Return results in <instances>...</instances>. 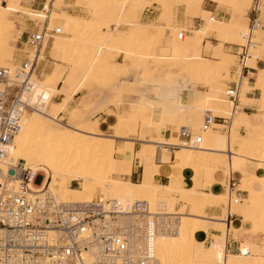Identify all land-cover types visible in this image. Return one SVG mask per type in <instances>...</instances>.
<instances>
[{"label":"bare ground","instance_id":"bare-ground-1","mask_svg":"<svg viewBox=\"0 0 264 264\" xmlns=\"http://www.w3.org/2000/svg\"><path fill=\"white\" fill-rule=\"evenodd\" d=\"M130 1L159 4L164 11L161 21H164L174 4H185L187 12L191 15H203L205 12L201 10L202 0H106L105 5L98 4L100 10L97 11H100L102 19L96 20L92 17L82 19L65 15L61 13L59 6L56 7L58 12L51 11L50 2H47L42 10L34 11L22 7L18 0H4L6 5H0V67L10 65L14 44L21 35L17 30L19 24L15 23L12 17L23 15L28 21L37 24L44 18L60 20L64 22L62 31L58 28L60 34L66 33L70 37L53 35L50 55L56 56L57 60L60 59L63 65L74 66L66 73L65 83H76L81 77L80 74L85 75V78L92 76V79L93 76L100 74L108 78L124 72L138 61L150 59L153 60L152 63L162 64L161 68L159 65L157 69L149 68L145 72L150 81L161 84L158 86L162 92L159 91L161 93L159 103L162 107L173 104L176 110L165 116L164 110L162 114L154 113L148 104L128 103L126 111L118 108L116 112H108L113 118V123L108 125V131L113 132L112 136L104 135L102 132L104 130L100 129V122L84 117V113L77 108L69 113V123L62 124L57 115L66 108V99L61 103H54L52 98L58 94L63 95L57 85L62 82L65 72L62 66L55 65L53 71L43 79L32 75L33 87L29 99L32 110L21 118L17 134L6 146L7 158L14 163H20L34 175L42 177L39 183L26 184L30 192H39L47 186L48 190L62 201L86 202L98 190L99 196L116 198L121 203L145 202L151 212L160 210L165 214L176 215L177 224L174 231L155 237L153 250L156 264H264V254H250L247 242H241L237 255H225L226 234L232 231L234 238L235 228L230 222L227 229L223 215L221 220H217L205 213L207 207L225 205L226 193L220 192L222 187L224 192L227 190L225 178L231 173H239L241 178L237 188L247 191L250 197L242 199L240 203H231L229 212L241 217L242 223L247 224L248 228H242L243 230L250 235L261 234L264 237V195L261 192L264 185V137L257 141L248 135L250 130L262 129V125L250 119L247 122L242 112L244 106L254 102L244 94L250 90H258L260 97L256 101L259 108L257 117H264V70H258L252 87L247 86L244 78H237L239 105L235 108L231 105V112L225 110L226 108H207L210 99L215 101L223 96V99L228 101L224 92L226 85L222 81L221 84L220 80L229 78V67L236 56L227 53L223 44L242 46L246 43L249 38L246 19L217 20L205 12L201 25L190 29L189 36L177 40L176 34L180 30L173 28L175 39L173 38L174 41L166 46L160 45L165 30L162 24H126L124 26L129 28L128 33L121 32L118 37L109 33L106 34V38L100 36L105 38L103 47L96 45L98 42L92 43L94 39L91 42L90 37H88L90 40L78 37L81 36V32L89 33L91 29H98L101 26L100 22L103 24L114 19L115 25H118L119 16L127 4L130 8L136 9ZM250 2L251 0H233L232 4L238 11H245ZM137 11L140 16V10ZM94 31L96 34L97 31ZM255 33L263 37L260 32ZM11 34L15 36L11 37ZM82 34L87 36L85 33ZM208 36L218 38L215 45L205 43L204 49L212 60L202 58L198 53L202 39ZM99 40L101 41V38ZM260 40L264 43L263 39ZM45 45L43 44L40 50L41 60L44 59L42 53ZM119 51L128 61L127 65L111 62V53ZM243 63L254 66L248 57L243 59ZM169 66L171 71L177 73L183 70L192 72L190 80L196 90H188L186 104L180 101L182 84L175 83L176 81H173L175 78H172L171 84L174 88L170 89L163 79L167 76H164V67ZM167 71L169 72V69ZM199 96L201 98L198 103L191 104L193 98ZM86 99L81 100L84 109L88 108ZM237 107V112L233 113ZM206 112L211 117H230L229 132L226 136L220 133L222 126L219 124L211 123L210 126L216 130L200 129ZM211 113L217 116H212ZM188 124L201 136L198 145L188 146L179 142L172 129L170 138H163L166 126L186 127ZM239 127L244 128L245 136L238 134ZM115 139H121V144L116 146ZM133 141L139 142L135 151ZM167 146L177 148L172 152L173 161L170 163L165 148ZM133 161L143 170L142 182L138 184L131 183L129 178L125 179L123 176ZM248 166H252V172L247 169ZM155 174L166 176L168 183L166 185L154 183L152 176ZM112 175H116L117 178L112 179ZM71 181H76L79 188H70ZM16 185L17 183L14 184L15 187ZM178 203L181 204L180 212L174 213L172 209ZM209 230L219 232L220 237L214 236L210 246L206 248L202 240ZM262 243L264 244V239Z\"/></svg>","mask_w":264,"mask_h":264},{"label":"built area","instance_id":"built-area-1","mask_svg":"<svg viewBox=\"0 0 264 264\" xmlns=\"http://www.w3.org/2000/svg\"><path fill=\"white\" fill-rule=\"evenodd\" d=\"M259 1L251 0L248 9L249 38L242 46L233 45L237 60L230 70L232 78L241 79L248 68L243 59L255 47L252 33L264 32L257 17ZM182 33L183 30L178 31L177 40L183 37ZM57 34L58 28L48 29V19L44 18L40 28L34 26L24 33L26 51H22V59L0 67V264H156L155 237L174 231L176 215L151 212L145 202L121 203L99 195L86 202H66L47 186L30 192L26 184L39 183L42 177L6 156V146L17 134L21 118L32 110V75L44 62L39 59L40 50ZM225 85V97L235 108L239 105L237 83L232 80ZM206 113L201 130H216L210 126L215 123L222 126V133L228 134L230 117H211ZM177 140L196 146L201 136L188 127H179ZM230 176L225 178V224L235 216L230 214L229 205L240 203L243 193Z\"/></svg>","mask_w":264,"mask_h":264},{"label":"rangeland","instance_id":"rangeland-1","mask_svg":"<svg viewBox=\"0 0 264 264\" xmlns=\"http://www.w3.org/2000/svg\"><path fill=\"white\" fill-rule=\"evenodd\" d=\"M25 1H29V3H25ZM34 1L35 0H18V3L22 7L28 8L30 10H34V11L40 10V6H39V8L37 10V9L34 8V6L30 5ZM38 1H42V3H43V0H38ZM45 1H44V3H45ZM50 1L48 0V2H50L51 6H52V8L50 10L58 12V9L56 8L57 7L56 5H59L60 3L58 1H56V0H50ZM94 1L95 0H91V2H90V0H75L74 1L75 7L79 8L81 10V12L79 14L78 13H69V12H67L66 11L67 6H65L64 4H62V5L60 4L59 7H60L61 13L65 14V15H70V16L77 17V18H82V19L83 18H91L92 17V18H94L96 20H101L102 19V15L101 14L99 15L100 11H97V10H100V7H99L98 4H100V3L102 4L103 3L105 5L106 3H104V2H106V0L105 1L104 0H96L95 2ZM94 3H95V5H94ZM130 3L134 4L136 6L137 10H140V14H141L142 10L145 7H149V6L152 5L151 3H147V4L143 3V4H141V3H134V2H131V1H130ZM153 4H155V3H153ZM0 5H2V6L6 5L4 0H0ZM156 5L159 8V17L156 20V22H157L156 24H162V25L165 26V30H167V29L170 30L171 41L172 40L174 41V39H175V36H174V34H175L174 32L175 31H173V28H171V24L173 23V19H174V14H173V8L174 7L182 6L184 8L185 15L187 17L191 18L193 16H199L201 18V21H202V17L204 16V13H205V12H203V15H191V13L187 12L188 10H187V6L185 4H179V5L178 4H176V5L174 4L173 7L171 8L170 12L168 13V15H166V17H165L166 19L164 18V21H161V15L164 14L163 13L164 11H163L162 6H160L159 4H156ZM231 7H232V9L234 10V12L236 14L240 13V12H238V9L236 8V6H233V4H232ZM63 11H65V12H63ZM94 15H96V16H94ZM139 17L138 18H133L132 16L127 17V15L125 13V10H124L121 13V15L119 16V24L118 25H115V22H114L115 20L114 19H111L110 21L108 20V22H104L103 21L104 22L103 24H102V22H100L101 26L98 29H91V30H89V33H87V32H81L80 33L79 32L81 36H78L79 34L77 36L79 38L80 37L84 38L85 40H90L91 39L90 40L91 42L94 39L93 40L94 42H92V43L96 44L98 42L99 44L97 43L96 45H99V46L103 47L104 46L103 41L106 38V36L108 35V33L113 35V36H115V37H118L119 33H121V32L128 33L129 28L124 26V25H126V24H142V23L139 22ZM11 19L15 23L19 24L17 26V30L21 33L20 38L14 44V50H13L12 60H11V63H13V62H16V61L22 59V57H23L22 51H26V47L23 44L24 43V39H25L24 33L33 30L34 26H37L38 28H40L41 23L37 24L36 22L28 21V19L25 16H23V15H17V16L12 17ZM62 26L64 27V22H62L60 20H48V29L59 28L61 30V28L63 29ZM94 30H96L98 33L96 32V34H95ZM178 30L181 31L182 29H178ZM82 33H85L87 36H85ZM102 33H104V34H102ZM252 34L254 35L252 37L253 39H255V40L263 39L264 40V36L260 37L255 32H253ZM10 36L14 37L15 35L11 34ZM54 36L70 37L69 34H66V33H62L60 35H54ZM54 36L52 37V40H50L45 45L44 53H42V56L44 57L43 60L45 62H43L42 65L39 66V68L35 72V75L38 78L43 79L44 76L49 75L53 71L55 65H60V66H62V69H64L65 74H64L63 80H62V82L60 84L57 85L58 89L60 90V92L62 91L61 93L63 95L58 94L57 96L52 98V101L54 103H61V102H63V99L64 100L66 99V102H67V104L65 106L66 108L64 110H62L57 115V119H59L60 123H62V124L69 123V113L71 112V110L76 109V108L81 110V113H84L83 114L84 117L89 118L91 121H98V122L101 121V117H98L99 113L100 114L103 113L106 116V115H109V113L112 112V111L116 112L118 110V108H120V110L126 111L127 108H128V103H134V102H136V104H143V105H145V104L147 105L148 104L150 109L154 113H157V114H160V113L162 114V111L164 110L163 114L165 116H167V113L168 114H170V113L172 114V112L176 110V108H175V106L173 104L170 105V106H167L169 104L165 105V107H166V109H165V107L163 106L164 107L163 108L161 106V104L159 103L160 102L161 93H162L160 91V88H159L161 86V84H158L157 82H154V81H150V79H148L146 77L145 72L149 68L150 69H153V68L157 69V66H159L160 64L158 65L157 63H154V62H153L154 63L153 64L151 62L153 60H150V59H148V60L144 59V61H138V62L134 63L130 68L125 70L124 72H122L120 74L119 73L113 74V75H111L108 78H107V76L105 77L103 74H100V75H98L96 77L93 76V79H92V76H86V78H85V75L82 76L80 74L81 77H80V79L77 80L76 83H68V84L65 83L66 73L71 71V69L74 68V66L63 65L61 63L60 59L57 60V59H55L56 56L54 57V56L50 55V50H51V47H52V42L54 41ZM100 36H104L105 38L104 37H100ZM88 37H90V39ZM213 37L216 40H218V38L216 36H213ZM99 38H101V41L99 40ZM260 42H261V40H260ZM228 44H232V43H228ZM233 45H237V44H233ZM158 47L156 48L157 50H158ZM201 48L202 47H200L198 51H201ZM204 48H205V45L203 47V50H204V52L206 54H209L208 52H206V50ZM92 49L93 48H91V50ZM157 50L155 51V53H157ZM198 53L200 55V52H198ZM248 53H250V55L252 56L251 60H252V62H254V59L258 57V53H256L255 51H251V50L248 51ZM111 55H112L111 56V62H114V63L120 62V63H124L126 65L128 64V61L125 60V56H123L121 51L112 52ZM230 55H232V54H230ZM209 56H210V54H209ZM47 57H48V59H47ZM200 57L206 58V57H203L201 55H200ZM206 59L212 60L211 56L206 58ZM236 60H237V57L234 58V60H233V64L234 65L236 64ZM233 64H232L231 67H229V70L232 69V67L234 66ZM246 66H250V65L246 64ZM161 67H162V64L159 66V68H161ZM168 69H169V72L167 71ZM170 69H171L170 66H169V68L168 67L167 68L164 67V76L165 75H167V76H165L163 78L164 80H166V83L168 84L167 86H169L170 89L174 88V86L171 83L173 81L174 82L176 81L175 83L178 82L179 84L180 83L182 84L180 86V90L181 91L184 88L186 89V86H188L191 91H195L196 90V87L193 86V84H192V82L190 80V79H192L191 78V76H192L191 73L192 72L190 70H189V72L183 70V72L182 71H178V73H177L175 71H171ZM101 75H102V77H100ZM94 77L96 79H94ZM172 78H175V80L172 81ZM168 79H169V82H167ZM232 79L237 83V79H234L231 76H229V78L227 80H220V83L222 81V83L225 84L226 82H229V80L232 81ZM150 83H151V85H150ZM152 85L155 86V87H153ZM171 86H172V88H171ZM156 90H158V91L156 92ZM224 90H225V88H224ZM171 92H173V90ZM67 95H69V96H67ZM220 95H223V94H220ZM200 98H201V96H199L197 98H193V102H191V104H197L198 103L197 101H199ZM223 98L224 97L221 96L220 98H217L215 101L210 99L208 101L209 104L207 103V108H219V109H225L226 108L225 110H227L228 112H231V110H230L231 109V104L228 101L224 100ZM83 99H84V101H85V99H86V101H88V108L87 109L86 108L84 109L82 107L83 101H81V100H83ZM180 101H181V99H180ZM186 102H188V100H186ZM186 102H182L181 101V103H183V104H186ZM237 109H238V107L233 111V113L237 112ZM211 114H212V116H217V115H213V113H211ZM231 126H232V124H231ZM166 127L171 128L175 132V135H176V138H177V130H178L179 127L178 126H171V127L170 126H166ZM186 127H189L192 131L197 132V130L194 129L189 124L186 125ZM238 129H237V131H238ZM243 130H244V128H243ZM219 131H220L221 134L226 136V134L222 133L221 130H219ZM149 134L152 135V132H150ZM104 135L112 136L113 132L112 131H106L104 133ZM241 135L245 136L246 135V131L244 130V134H241ZM119 141H122V140H119ZM120 144H121V142L120 143H115L116 146L120 145ZM114 157H117V156L114 155ZM116 178H117L116 175H112V179H116ZM167 183H168V181H167ZM166 184H162V185H166ZM71 188H79V186H78L76 181L74 183H72ZM206 191L207 190H202V192H206ZM242 191H245V190H242ZM245 192H247V191H245ZM221 193L225 194L226 191L225 192L222 191ZM98 194H99L98 190H96V192L94 193L92 198L97 197ZM247 194H248V196L245 199H248L250 197V194L248 192H247ZM180 208H181V204L180 203L175 204L173 209H172V211L174 213H178V212H180ZM211 208L220 209V212H221L220 216L221 215L224 216V214H225L224 213V208H225L224 204H222V205L220 204L219 206H216V207H207L206 209H211ZM206 209H205V213L208 215V213L206 212ZM187 210H188V207L185 208V212H187ZM223 216H221V217H223ZM213 238H214V236L212 237V239ZM205 247L207 248L208 246H205Z\"/></svg>","mask_w":264,"mask_h":264},{"label":"crops","instance_id":"crops-1","mask_svg":"<svg viewBox=\"0 0 264 264\" xmlns=\"http://www.w3.org/2000/svg\"><path fill=\"white\" fill-rule=\"evenodd\" d=\"M58 1L61 5L64 4L65 6H67L66 11L69 13H80L81 10L77 7H75L74 5V1L75 0H56ZM48 2V0L45 1V3H43V8L45 7L46 3ZM51 2V1H50ZM42 1H38L35 0L32 4H30L31 6H34L35 9L38 10L39 6L41 5ZM201 10L208 12L209 14H211L215 19L217 20H229V19H234V20H241L242 18L246 19V24L248 23V20L250 18V14L248 12L249 6L247 7V9L245 11H238L240 12L238 15L234 12V10L232 9L231 5L233 3V0H223V2H217L214 0H202L201 2ZM251 3V2H250ZM59 4V5H60ZM56 5V6H59ZM42 10V9H40ZM38 10V11H40ZM65 12V11H63ZM66 12V13H67ZM125 13L127 15V17L132 16L133 18H138L139 17V12L134 9V8H130L129 4L126 5L125 8ZM173 14H174V19H173V23L171 24L172 28L175 29H182L183 30V37L184 36H189L190 35V29H194L197 28L201 25V18L199 16H193L191 18L187 17L185 15V11L184 8L182 6H178V7H174L173 8ZM236 15V16H235ZM242 15V16H241ZM159 17V8L157 7L156 4H152L149 7H145L139 17V22L142 24H156V20ZM241 17V18H240ZM258 19L260 20V24L264 27V0H260L259 1V12L257 15ZM264 36V32L261 33ZM252 42L255 43V48H251V51H255L256 53H258V57L256 59H254V66H248L247 69H245L243 71V74L241 76V79H245L246 80V84L248 87H252V85L254 84L255 78L254 76L257 74L258 70H264V43H262V41L260 42V40H255L253 38ZM171 42V37H170V30H165L164 31V35L161 39V46H166ZM206 42H209L212 45H215L218 43V41L213 37V36H208L205 37L202 42H201V51H200V55L203 57H210L209 54H206L203 50V47L205 45ZM223 48L226 52H228L229 54L235 55L236 54V49L234 48L233 44H228V43H224L223 44ZM260 55V56H259ZM249 54L248 60H250L252 58V56ZM251 63V64H252ZM255 67V68H254ZM241 84V81H240ZM239 84V86H240ZM189 87L186 86V89H183L180 93V99L182 102H186L189 92H188ZM244 96L248 99L253 100L254 102H251L249 105L245 106L242 109V112L245 116V120L248 122L249 119L253 120L254 123L257 124V122H259V124L261 123L262 125V129L259 130H250L248 135L257 140V141H261L264 137V117H260L258 118L257 116L259 115V108H258V104H257V99L260 96V91L258 90H252L249 91L248 93H245ZM98 117H101V121H100V129L103 133H105L106 131H108V125L113 123V118L109 115H104L103 113H99ZM248 118V119H247ZM106 121V123H104V121ZM238 134H244V130L242 127H240L238 129ZM171 136V128L166 127L164 133H163V138L164 139H169ZM121 139H115V143H120L122 141H119ZM139 146V142L137 141H133V149L134 151L138 149ZM167 150V154L169 156V163L173 161V156H172V152L176 149V148H171L169 146L165 147ZM249 168H247L250 172H252V166H248ZM142 167H140L139 165L136 164L135 161H133L127 168V173L123 174L125 179H128L131 183H140L142 182ZM130 175V176H129ZM231 179L235 182V185H240V178L241 175L239 173H231ZM152 180L154 183L156 184H166L168 179L166 176L161 175V174H155L152 176ZM73 182H71L69 184V187L71 188ZM223 191V188H221V191ZM261 192L264 195V185L261 187ZM242 195V199H245L248 194L247 192L243 191V193H241ZM206 212L208 213L209 216H213L215 219L217 220H221L222 217L220 216V209L218 208H211V209H206ZM241 217L235 215L234 217L231 218V220L227 223V229L229 228V224L230 222L233 224V228H235L236 233L234 234V238H233V233L232 231L227 232L226 237H225V243H224V253L225 255H236L238 253V249L239 246L241 244V242H247L249 244L248 246V250L250 254H260L263 253L264 254V244L263 239L264 237L261 234H255V235H250L248 232H246L243 229H247L248 226L245 223H242ZM237 227V228H236ZM243 228V229H242ZM215 236L217 238L220 237V234L215 231V230H209L208 233H206L205 237L202 240V243L204 246H210V242L212 240V237ZM227 239V240H226Z\"/></svg>","mask_w":264,"mask_h":264}]
</instances>
